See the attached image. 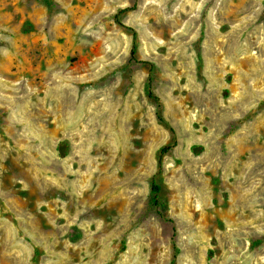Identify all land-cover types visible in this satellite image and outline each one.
Returning a JSON list of instances; mask_svg holds the SVG:
<instances>
[{"label": "rangeland", "instance_id": "1", "mask_svg": "<svg viewBox=\"0 0 264 264\" xmlns=\"http://www.w3.org/2000/svg\"><path fill=\"white\" fill-rule=\"evenodd\" d=\"M0 264H264V0H0Z\"/></svg>", "mask_w": 264, "mask_h": 264}, {"label": "trees", "instance_id": "2", "mask_svg": "<svg viewBox=\"0 0 264 264\" xmlns=\"http://www.w3.org/2000/svg\"><path fill=\"white\" fill-rule=\"evenodd\" d=\"M132 53L134 54V51ZM148 81L146 83L145 93H146V95L149 98H153L156 101V104H157V112H156L157 120L160 123H163L164 124L165 121H164V118H163L162 113H161V103L159 101V98L157 96H155L154 93H153V91L151 90L150 83H148ZM170 131H171V129H170ZM165 148H167V147H165ZM158 190H159V187L156 184L152 183L151 189H150V194H149V203L151 205H160V206H163L159 202ZM163 208H165V207L163 206L162 209Z\"/></svg>", "mask_w": 264, "mask_h": 264}]
</instances>
